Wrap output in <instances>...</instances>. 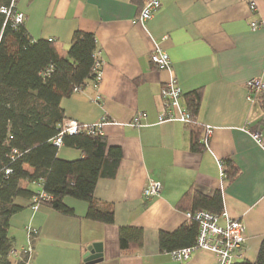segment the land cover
Returning a JSON list of instances; mask_svg holds the SVG:
<instances>
[{"label": "crops", "instance_id": "0c3cea01", "mask_svg": "<svg viewBox=\"0 0 264 264\" xmlns=\"http://www.w3.org/2000/svg\"><path fill=\"white\" fill-rule=\"evenodd\" d=\"M147 0H18L25 29L36 40H53L61 52L74 31L92 33L102 62L98 83L89 82L60 102L65 119L80 124L102 122L109 146L120 147L122 160L112 179H99L94 198L111 206L114 222L85 217L87 203L65 198L74 215L61 214L30 199L17 198L21 211L10 218L12 248L25 243L24 227L38 229L32 264H89L88 247L101 245L100 260L90 264H176L160 251L158 234L172 233L188 220L176 206L190 188L212 196L220 192L224 211L242 221L246 241L237 262H254L264 239V149L250 131L264 140V108L250 100L246 83L264 84V0L252 13L248 0H160L161 7L144 25L133 23ZM258 22L257 29L251 23ZM158 44L165 51L185 95L201 91L197 123L210 126L208 149L194 151L189 125L158 122L160 88L170 72L152 67L149 55ZM264 95V89H263ZM187 104V103H186ZM146 113L144 125L130 122ZM79 150L61 146L58 158L80 159ZM237 169L231 179L220 177L219 163ZM148 178L162 185L148 201L142 191ZM32 191L40 186L27 185ZM221 222L223 219L221 218ZM143 230V245L121 255L120 227ZM208 251H195L182 264H212Z\"/></svg>", "mask_w": 264, "mask_h": 264}, {"label": "trees", "instance_id": "16d2710c", "mask_svg": "<svg viewBox=\"0 0 264 264\" xmlns=\"http://www.w3.org/2000/svg\"><path fill=\"white\" fill-rule=\"evenodd\" d=\"M97 54V41L92 33L74 31L69 47L61 52L53 40L34 41L25 25L3 28L0 40V264H11L10 218L22 209L15 200L31 199L36 192L29 190L28 184H38L51 196L43 204L61 214L74 215L73 209L64 203L69 197L87 203V219L103 224L114 222L112 207L100 204L94 198V189L99 179L115 177L122 160L120 147L109 146L101 133L64 134L62 146L82 154L80 159L66 161L58 158L59 148L53 144L65 120L60 102L87 83H96ZM185 99L196 115L201 91L188 93ZM257 99L264 108L263 90L254 96ZM189 128L192 149L202 151L198 137L201 126L189 125ZM6 169L10 170L8 174ZM223 170L226 179L237 173L230 160L224 161ZM176 206L183 212L206 210L213 214H220L223 209L220 192L206 196L194 188L188 189ZM197 234V223L188 220L172 233L160 232L159 249L171 252L192 246ZM118 244L121 255L134 253L143 245V230L120 227ZM234 264H264V239L254 262L244 260Z\"/></svg>", "mask_w": 264, "mask_h": 264}, {"label": "built area", "instance_id": "2783aa9c", "mask_svg": "<svg viewBox=\"0 0 264 264\" xmlns=\"http://www.w3.org/2000/svg\"><path fill=\"white\" fill-rule=\"evenodd\" d=\"M248 3L252 13L255 12L256 0H248ZM160 7V0H147L133 23L144 25L153 17ZM24 23L25 15L18 9V0H0V40L5 26L9 25L15 29L20 25H24ZM259 26L260 23L258 22L251 23L252 29H257ZM97 57L98 60L95 64L96 83L100 80L102 66L98 54ZM149 60L154 69L169 71L171 74L170 78L163 83L160 88L161 108L158 114V122H179L184 125H199L196 115L188 108L183 100L184 93L176 77L172 73V64L168 54L161 50L158 44H155L154 49L149 55ZM246 87L248 97L253 101L254 96L264 89V84L262 80L254 78L246 83ZM146 117V113L138 112L132 118L130 125L141 127L144 125ZM102 122H104V120H102ZM102 122L80 124L75 120L65 119L60 126L59 134L53 139V144L60 148L62 146V136L64 134L73 135L78 132H86L92 135L100 134ZM202 132L200 143L203 148L208 149L212 128L210 126H203ZM250 135L254 141L264 149V140L261 132L250 131ZM12 153H16V150H13ZM223 164V162L219 163L220 177L225 179L226 174L223 170ZM9 172V169L5 170V174ZM161 190L162 185L159 181L148 178L142 191V197L145 201H148L159 196ZM49 200H51V196L39 189L30 199L31 208L36 211L43 203ZM185 215L187 220L197 223L198 234L192 246L169 252L176 264H182L188 261L192 254L198 250L210 252L214 257L212 264H234L237 262L246 241V228L242 221L232 219L224 211L220 214H213L206 210H200L186 212ZM221 218L223 222H221ZM24 232V245L18 248H12L9 251V257L17 264H32L34 244L38 237V229L31 225H27L24 227Z\"/></svg>", "mask_w": 264, "mask_h": 264}, {"label": "water", "instance_id": "95a60500", "mask_svg": "<svg viewBox=\"0 0 264 264\" xmlns=\"http://www.w3.org/2000/svg\"><path fill=\"white\" fill-rule=\"evenodd\" d=\"M100 251L101 245L99 243L92 244L88 247V257L86 258V262L94 263L100 260Z\"/></svg>", "mask_w": 264, "mask_h": 264}, {"label": "rangeland", "instance_id": "374dc122", "mask_svg": "<svg viewBox=\"0 0 264 264\" xmlns=\"http://www.w3.org/2000/svg\"><path fill=\"white\" fill-rule=\"evenodd\" d=\"M16 248H18V247H16ZM9 259L11 260V264H17L13 259H11L10 257H9Z\"/></svg>", "mask_w": 264, "mask_h": 264}]
</instances>
